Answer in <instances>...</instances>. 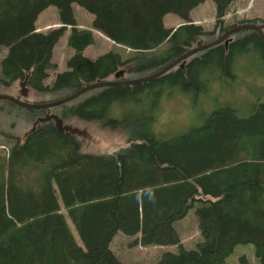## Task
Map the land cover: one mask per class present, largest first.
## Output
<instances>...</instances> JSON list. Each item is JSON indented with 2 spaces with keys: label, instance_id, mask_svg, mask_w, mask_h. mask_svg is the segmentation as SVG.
Instances as JSON below:
<instances>
[{
  "label": "trees",
  "instance_id": "trees-1",
  "mask_svg": "<svg viewBox=\"0 0 264 264\" xmlns=\"http://www.w3.org/2000/svg\"><path fill=\"white\" fill-rule=\"evenodd\" d=\"M202 1L0 0V46H6L0 87L24 81L36 98L31 102H47L112 80L119 69L121 79L151 74L236 24H264L240 18L225 25L232 0H212L214 28L205 30L189 18ZM72 2L93 14L94 29L133 55L122 59L108 51L96 60L83 56L92 37L88 29L73 26ZM49 5L55 6L61 25L35 31L37 14ZM165 13L184 23L164 27ZM67 25L73 53L67 69L46 83L55 69L51 48ZM225 40V45L222 41L190 54L181 66L177 63L150 80L93 88L49 108H24L0 99V134L12 140L0 156V264H123L108 247L116 231L134 236L133 243L140 246L175 245V252L161 253L159 264H223L232 246L244 243L253 245L258 264H264V90L261 98L246 102L244 111L225 103L204 114L200 124L167 135L152 131L158 111L153 96L162 88L183 90L200 79L204 83V74L212 77L216 66L221 73L208 85L218 77L225 86L238 84L241 69L264 75V43L255 30H238ZM162 44L159 53H149ZM151 92L152 108H115ZM46 115H54L63 126L69 119L97 122L122 135L123 142L84 151L85 137L58 130ZM22 124L27 131L18 139ZM189 208L200 240L185 249L174 222Z\"/></svg>",
  "mask_w": 264,
  "mask_h": 264
},
{
  "label": "rangeland",
  "instance_id": "rangeland-1",
  "mask_svg": "<svg viewBox=\"0 0 264 264\" xmlns=\"http://www.w3.org/2000/svg\"><path fill=\"white\" fill-rule=\"evenodd\" d=\"M73 26L77 29H88L91 33L92 41L86 45L81 54L90 60H96L102 54L112 51L117 52L122 59L128 58L133 55V52L127 48L112 43L102 33L92 27L93 14L86 11L83 7L77 3L72 2L70 4ZM190 22L200 25L205 30L214 28L215 18V6L212 0H203L194 6L189 12ZM224 24L229 25L235 20L240 18L246 19L249 22H264V0H232L226 9L224 15ZM184 23V20L180 19L176 14L165 13L162 16V24L166 28H176ZM61 24L58 19L55 6L49 5L40 11L35 20V31L45 33L59 27ZM70 26H65L62 33L59 35L57 41L51 48V61L55 63V69L49 71L45 82L48 83L52 79L55 72L64 71L66 68V60L73 53L71 46L68 43L70 34ZM224 31L219 33V36ZM220 41L219 43H221ZM162 44L155 50L149 52L151 54L159 53L164 47ZM6 54V46H0V62ZM177 64V63H176ZM179 64V62H178ZM1 67V63H0ZM177 65H173L170 69L173 70ZM207 71V70H205ZM242 78L238 84H232L231 87L222 84V79L218 77V81L211 82L216 75L220 72L218 66L214 71L210 72L212 77H208L204 74L203 80L200 79L195 86L188 87L187 89H180V86H166L158 92H155L153 96L154 104L153 108H158L157 114L154 115V121L152 122V131L158 135H167L184 129L192 123L195 125L200 124L199 121L202 116L208 113L215 107L228 103L240 110H245L243 107L248 100H252L258 96L262 97V91L264 90V75L254 69H241ZM208 72V71H207ZM254 74V75H252ZM139 75H130L127 79H136ZM145 76V75H144ZM219 76H224L219 75ZM109 76L108 79H111ZM231 80L230 77L226 78ZM138 84V83H136ZM18 82L11 84L9 87H0V93L7 94L9 96L17 97L20 101L31 102L35 100L34 94L30 91L26 96L18 93ZM97 93V92H95ZM152 94H141L146 97L139 99L135 102H131L124 106H116L115 108H152L149 103L148 97ZM0 105H3L2 103ZM10 112L9 109H7ZM122 114V110L120 111ZM202 121V120H201ZM69 125L78 129H83L88 133L91 140L84 139L81 143V148L88 152H97L100 148L99 141L103 140H115L118 143H122V135L118 133H109L107 129H104L97 122L81 121L77 119H69ZM26 126L21 125L17 132L18 139H21L26 132ZM111 135V136H110ZM12 140H5L0 134V156L5 155L8 147L11 145ZM103 148V147H102ZM67 225L70 232L77 244H81L78 235L66 217ZM174 227L177 232L179 241L185 249H190L195 246V243L200 240V234L196 225V218L193 213V208H189L186 214L174 222ZM134 236H128L120 231H116L109 241L108 247L112 251L116 259L123 264H159L158 260L162 252L172 251L177 249L175 245H154L149 244L146 246H140L137 243H133ZM223 264H258V258L255 255L254 247L251 243L235 244L232 246L230 253L225 257Z\"/></svg>",
  "mask_w": 264,
  "mask_h": 264
},
{
  "label": "water",
  "instance_id": "water-1",
  "mask_svg": "<svg viewBox=\"0 0 264 264\" xmlns=\"http://www.w3.org/2000/svg\"><path fill=\"white\" fill-rule=\"evenodd\" d=\"M262 28H264V24L256 25V24L248 23V22L240 23V24H236L234 26H231L230 28L225 30L220 36H218L214 40H212L210 42L202 43V44H199L193 48H190V49L186 50L185 52H183L178 57H176L175 59H173L172 61H170L165 66L158 69L157 71H155L151 74H148L146 76L136 78V79H120L122 74H123V70L119 69L113 73V78H114L113 80H102V81H96V82L87 84L85 86H82L78 90L72 92L71 94H68V95H66L62 98H59V99H55V100H51V101H47V102H27V101H20L17 97L9 96V95L3 94V93H0V99L10 101V102H12L18 106H22L24 108H49L51 106L58 105V104H61L65 101H68V100L78 96L79 94H81L85 91L91 90L93 88H97V87H101V86H112V85H133L136 83H141V82L150 80L152 78H155L158 75L167 71L169 68H171L173 65H175L178 62L180 64L179 66H181V64H182L181 61H183L190 54H193L197 51H200V50H203L207 47L215 45V44L219 43L220 41H223V44L225 45L226 44V40H225L226 37L229 34L235 32V31H238V30H245V29L255 30L257 32V34L259 35L260 39L262 40V42L264 43V35L261 31ZM18 85H19L18 93H20V95H22V96H26V94L28 92H27V88L24 85V81H20L18 83ZM44 119H53L55 122V126L58 130H67L71 133L85 137L86 140H91L89 138L88 133H86L83 129H78V128L72 127L70 125L63 126L61 121L59 119H57L54 115H46ZM91 141H93V140H91ZM93 142L96 143V141H93ZM97 142H99L100 146L103 148H105V147L114 148V147H118L120 145V143H118L115 140L107 141V140L100 139Z\"/></svg>",
  "mask_w": 264,
  "mask_h": 264
},
{
  "label": "flooded vegetation",
  "instance_id": "flooded-vegetation-1",
  "mask_svg": "<svg viewBox=\"0 0 264 264\" xmlns=\"http://www.w3.org/2000/svg\"><path fill=\"white\" fill-rule=\"evenodd\" d=\"M123 75V74H122ZM121 79V78H120ZM113 80V79H112ZM73 99V98H72Z\"/></svg>",
  "mask_w": 264,
  "mask_h": 264
}]
</instances>
